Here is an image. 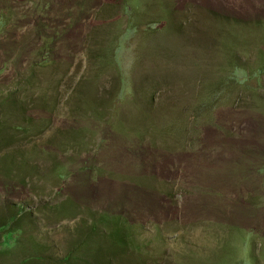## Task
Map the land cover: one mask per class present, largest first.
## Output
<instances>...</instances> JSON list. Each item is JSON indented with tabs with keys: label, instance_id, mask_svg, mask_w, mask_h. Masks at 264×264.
<instances>
[{
	"label": "rangeland",
	"instance_id": "obj_1",
	"mask_svg": "<svg viewBox=\"0 0 264 264\" xmlns=\"http://www.w3.org/2000/svg\"><path fill=\"white\" fill-rule=\"evenodd\" d=\"M262 66L264 0H0V264H264Z\"/></svg>",
	"mask_w": 264,
	"mask_h": 264
},
{
	"label": "trees",
	"instance_id": "obj_2",
	"mask_svg": "<svg viewBox=\"0 0 264 264\" xmlns=\"http://www.w3.org/2000/svg\"><path fill=\"white\" fill-rule=\"evenodd\" d=\"M263 73H264V66H262V68H260V70L257 71L255 74H256V75H260V74L263 75ZM17 219H18V218L15 217L14 214H10V216H9L7 222H11V223H13V222L19 221V220H17ZM4 226H5V225H4ZM4 226H1V227H4ZM0 229H1V228H0ZM0 235H1V233H0Z\"/></svg>",
	"mask_w": 264,
	"mask_h": 264
}]
</instances>
